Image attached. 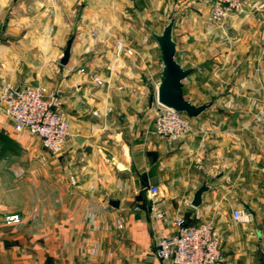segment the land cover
I'll list each match as a JSON object with an SVG mask.
<instances>
[{
	"label": "crops",
	"instance_id": "1",
	"mask_svg": "<svg viewBox=\"0 0 264 264\" xmlns=\"http://www.w3.org/2000/svg\"><path fill=\"white\" fill-rule=\"evenodd\" d=\"M212 1L0 0V84L25 81L59 89L68 95L62 112L70 129L63 151L51 154L38 137L15 133L0 113V149H12L0 154V264H151L156 239L175 232V218L189 224L212 219L219 192L215 185L228 166L221 160L231 146L228 118L214 122L212 113L203 112L191 118L192 131L171 144L155 134L162 64L147 31L174 16L175 59L190 67V53L206 45L200 42L202 21ZM261 17L264 9L247 11L229 17L226 26L237 34L245 27L249 37L243 41L250 40L253 59L263 67ZM70 37L68 62L61 65ZM117 40L134 54L115 58ZM92 73L102 85L93 82ZM253 109L264 123V107ZM235 121L242 132V118ZM241 134L235 135L230 162L244 195L253 192L258 175L264 179V155L252 152L261 145L254 136L249 154ZM203 181L209 189L193 207V194ZM149 185L159 187L157 197L148 196ZM110 200L119 205L111 206ZM152 205L166 212L163 220L154 218ZM10 214L21 221L4 224ZM222 248L218 264H249V252L233 255Z\"/></svg>",
	"mask_w": 264,
	"mask_h": 264
},
{
	"label": "rangeland",
	"instance_id": "2",
	"mask_svg": "<svg viewBox=\"0 0 264 264\" xmlns=\"http://www.w3.org/2000/svg\"><path fill=\"white\" fill-rule=\"evenodd\" d=\"M214 0L211 2L209 15L203 18L202 25L205 28V34L201 36V43H206L205 47L198 50V54L191 52V61L193 64L186 65L184 68H192V73L183 79V96L195 105L212 102L204 112L212 113L211 120L219 122L228 118L229 129V150L221 155V160L228 166L226 171L222 170L223 180H219L215 185L218 190L217 202L212 208V219L210 220L218 229L223 247L230 253L236 255V252H246L249 264H264V185L263 178L260 175L256 178L253 192L241 195L236 185L235 163L230 162L235 154V135L243 132V140L248 153L260 151L264 155V123L256 120L257 114L253 113V107H264V66H258L248 45L249 35L245 32L237 34V31L231 25L226 26V21L232 15H240L247 11H262V3L252 5L247 1L244 10L239 13H231L222 22H214L210 19V12ZM170 18L166 17L160 20V23L149 28L148 36L154 41L151 32H161L162 27L166 25ZM264 18H260L262 26V35L264 37ZM244 21V22H243ZM244 25H251V22H245ZM259 23V22H258ZM242 24V25H243ZM158 25V26H157ZM226 47V48H225ZM111 50V49H110ZM206 53V54H205ZM189 54V53H188ZM211 54V57H209ZM259 61V60H258ZM263 65V64H262ZM261 67L262 70L261 71ZM0 84V89L1 86ZM261 88V89H260ZM260 89V90H259ZM156 105L157 93L154 99ZM241 115H236L237 110ZM242 109H244L242 111ZM236 116L243 120V131L236 127ZM191 118V117H190ZM259 124L263 126L262 131H258ZM260 129V128H259ZM258 142L259 147L252 143V138ZM233 146V147H232ZM252 146L254 151L251 152ZM227 161V162H226ZM264 162V160H263ZM233 166V168H231ZM219 171V169H217ZM219 173H217L218 175ZM240 209L242 217L235 220L232 217L233 209ZM259 233L260 237H258ZM240 253L238 256H241ZM244 255L243 257H245ZM247 255V256H248ZM242 257V256H241Z\"/></svg>",
	"mask_w": 264,
	"mask_h": 264
},
{
	"label": "built area",
	"instance_id": "3",
	"mask_svg": "<svg viewBox=\"0 0 264 264\" xmlns=\"http://www.w3.org/2000/svg\"><path fill=\"white\" fill-rule=\"evenodd\" d=\"M247 0H214L210 19L222 22L231 13L244 10ZM264 6V2L260 5ZM134 51L123 40L114 43L115 58L132 56ZM83 71V69H80ZM93 82L102 85L103 81L94 73L90 74ZM68 95L59 89H50L44 85H31L23 81L19 85L5 82L0 89V113L11 122L17 134H30L40 139L42 147L51 154L61 153L70 135L69 125L64 118L62 106ZM96 115L97 112L93 111ZM154 132L167 144L178 140L192 131L191 118L183 112L159 104L154 120ZM72 182H74L71 177ZM150 198L159 195L157 185L145 187ZM137 210V208H135ZM154 218L163 220L166 212L155 205L151 206ZM232 217L240 220L242 212L236 208ZM21 221L18 214L5 215L2 222L6 225ZM122 227L120 220L116 222ZM175 232L161 234L154 245V259L151 264H218L223 260L222 239L218 229L209 220L189 224L183 217L173 220ZM144 264V263H135Z\"/></svg>",
	"mask_w": 264,
	"mask_h": 264
},
{
	"label": "water",
	"instance_id": "4",
	"mask_svg": "<svg viewBox=\"0 0 264 264\" xmlns=\"http://www.w3.org/2000/svg\"><path fill=\"white\" fill-rule=\"evenodd\" d=\"M174 21L175 17L171 16L161 33L151 32V36L159 47L162 64L160 81L157 85V101L165 107L183 112L188 117L194 118L210 107L212 102L195 105L183 96V79L192 73V68L182 67L175 59L176 43L172 35ZM72 40L73 37H70L66 42L62 57L59 61L61 65H66L68 62ZM208 189L209 187L206 185V182L203 181L201 186L193 194L191 200L193 207H198L201 204V196ZM109 204L117 207L119 202L117 200H110Z\"/></svg>",
	"mask_w": 264,
	"mask_h": 264
},
{
	"label": "trees",
	"instance_id": "5",
	"mask_svg": "<svg viewBox=\"0 0 264 264\" xmlns=\"http://www.w3.org/2000/svg\"><path fill=\"white\" fill-rule=\"evenodd\" d=\"M7 148L9 149V147L2 146L0 149V154H3L7 150ZM9 150H12V149H9ZM13 152L15 153L16 151L14 150Z\"/></svg>",
	"mask_w": 264,
	"mask_h": 264
}]
</instances>
